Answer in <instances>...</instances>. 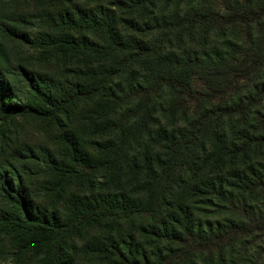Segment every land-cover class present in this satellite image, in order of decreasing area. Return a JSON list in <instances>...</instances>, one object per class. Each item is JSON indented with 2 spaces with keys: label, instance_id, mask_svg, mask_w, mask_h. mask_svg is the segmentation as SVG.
<instances>
[{
  "label": "trees",
  "instance_id": "1",
  "mask_svg": "<svg viewBox=\"0 0 264 264\" xmlns=\"http://www.w3.org/2000/svg\"><path fill=\"white\" fill-rule=\"evenodd\" d=\"M59 1L33 40L0 11V116L91 103L104 180L56 212L0 166V237L37 264H264V0ZM4 36L82 61L73 93L19 68V99Z\"/></svg>",
  "mask_w": 264,
  "mask_h": 264
},
{
  "label": "rangeland",
  "instance_id": "2",
  "mask_svg": "<svg viewBox=\"0 0 264 264\" xmlns=\"http://www.w3.org/2000/svg\"><path fill=\"white\" fill-rule=\"evenodd\" d=\"M63 6L79 4L82 7L91 6L88 0H64ZM54 5V6H53ZM60 6L59 0H0V11L20 12L29 16L35 26L25 28L31 39L44 31L45 16L53 8ZM9 47L13 62L14 85L16 95L21 99L28 92L25 81L19 76V68L35 73L44 78H50L60 83L64 94L74 91L76 69L82 61L73 63L70 56L57 51H50L45 44L34 46L10 37H3ZM67 103L66 105H68ZM67 107V106H66ZM54 118L49 116H0V166L15 164L21 174L31 197L42 207L52 208L60 212L65 197L83 196L101 190L103 175L92 163V158H98L100 152L95 150V142L102 133L100 116L95 113L91 103H80L76 107L68 105L66 111L57 112L54 108ZM96 122V123H95ZM77 139L80 146V160L76 161L65 136ZM77 146V148H79ZM21 153L22 159L19 158ZM48 155L55 157L60 163L59 169H52L48 163ZM85 155L87 158H85ZM20 159V161L18 160ZM65 165H62V162ZM87 162V163H86ZM82 165V166H81ZM59 173L73 175L70 184L65 182ZM64 186V187H63ZM217 249L219 247L217 246ZM215 249V251H218ZM18 242L7 236L0 237V264H37L29 252L20 253ZM32 251V250H30ZM76 264H82L77 257ZM96 264H99L97 262ZM104 264H122L119 261L104 262ZM197 264H203L197 259Z\"/></svg>",
  "mask_w": 264,
  "mask_h": 264
}]
</instances>
